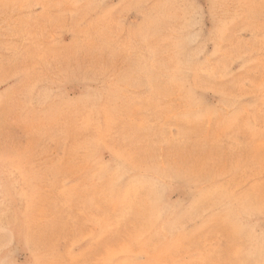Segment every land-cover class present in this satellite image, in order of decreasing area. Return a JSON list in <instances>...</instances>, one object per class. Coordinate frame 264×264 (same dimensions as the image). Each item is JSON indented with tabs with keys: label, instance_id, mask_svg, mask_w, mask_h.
I'll return each mask as SVG.
<instances>
[{
	"label": "rangeland",
	"instance_id": "rangeland-1",
	"mask_svg": "<svg viewBox=\"0 0 264 264\" xmlns=\"http://www.w3.org/2000/svg\"><path fill=\"white\" fill-rule=\"evenodd\" d=\"M261 79L264 0H0V264H264Z\"/></svg>",
	"mask_w": 264,
	"mask_h": 264
},
{
	"label": "snow or ice",
	"instance_id": "snow-or-ice-1",
	"mask_svg": "<svg viewBox=\"0 0 264 264\" xmlns=\"http://www.w3.org/2000/svg\"><path fill=\"white\" fill-rule=\"evenodd\" d=\"M191 7L196 9V13H197L196 19L198 21L200 10L196 5H191ZM215 7L216 5L211 4V3L208 6L209 10L214 9ZM258 87H259L261 97L264 98V79H261L259 81ZM115 182L118 183V181H115ZM190 211L193 213H196L198 209L193 208ZM147 242L148 240H147L146 235H139L133 238L132 240H130L128 243L130 247H135L137 245L146 244ZM75 248H76V245L73 244V248L70 249V251H75ZM105 253H106V249L104 248V241H99L92 252L93 256L96 257L95 259L75 260L71 262H65V264H108L107 260L104 258ZM30 264H41V262L37 260V261L30 262Z\"/></svg>",
	"mask_w": 264,
	"mask_h": 264
}]
</instances>
